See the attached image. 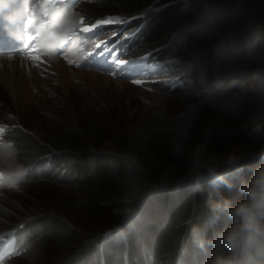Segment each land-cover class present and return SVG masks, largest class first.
Wrapping results in <instances>:
<instances>
[{"label": "trees", "instance_id": "trees-1", "mask_svg": "<svg viewBox=\"0 0 264 264\" xmlns=\"http://www.w3.org/2000/svg\"><path fill=\"white\" fill-rule=\"evenodd\" d=\"M102 3L108 11L142 19L134 55L162 49L161 61L171 62L194 90L213 87L219 72L233 71L249 79L258 67L244 57L229 60L226 49L242 45L254 27L264 29V0H244L242 14L223 17L211 26L200 20L206 5L231 7L236 0ZM176 114L152 111L148 121L134 128L98 116L73 121L45 115L38 119V128L27 124L10 128L9 138L30 165L28 182H56L71 194L64 210L48 205L32 213L17 230L22 253L8 264H203V254L191 244V223L202 226L206 201L228 198L235 203L241 193L238 185L216 192L206 183L198 192L189 188L177 192L178 178L189 168L188 155L203 134L211 137L208 152L217 156L233 147L259 150L264 139H249L240 130V123L253 114L248 103L236 114L205 106L188 132L183 156L178 157L173 146L183 144L192 114ZM251 175L246 169L244 177ZM130 182L144 189L148 223L143 231L115 243L103 234L117 222L113 209ZM228 223L222 217L215 228L219 231Z\"/></svg>", "mask_w": 264, "mask_h": 264}, {"label": "clouds", "instance_id": "clouds-1", "mask_svg": "<svg viewBox=\"0 0 264 264\" xmlns=\"http://www.w3.org/2000/svg\"><path fill=\"white\" fill-rule=\"evenodd\" d=\"M243 4L244 0H236L231 7L222 3L208 4L201 23L211 26L223 17L242 14ZM29 19L33 20L32 24L28 23ZM82 21L84 17L68 8L66 0L47 8L43 0H0V23L7 34L28 47L29 30H34L35 39L39 41L37 47L53 59L69 40L71 45L65 51V59L84 53L87 42H82L76 33ZM226 53L229 60L244 57L258 67L249 79H241L233 71H223L217 74L213 87L205 86L202 91L190 88L194 94L185 112L192 114V121L183 144L179 148L173 146V155L183 156L188 132L205 106L220 113L236 114L248 103L253 114L240 123V130L249 139H264V29L254 27L242 45H234L226 49ZM80 58L86 59V56ZM172 62H176L175 57ZM8 127L0 123V189L20 191L28 182L30 165L21 157L17 142L8 137ZM210 139L203 134L190 151L189 168L179 176L176 191L189 188L198 192L205 183L216 192L222 188L232 190L238 185L241 196L235 203L228 198L206 201L202 226L189 221L191 244L203 254V264H264V147L253 151H248L247 146L239 150L233 147L217 156L208 152ZM246 169L252 172L250 179L244 177ZM118 203L113 209L118 220L103 234L115 243L143 231L148 223L144 189L139 183L126 184ZM222 217L230 223L218 231L215 225Z\"/></svg>", "mask_w": 264, "mask_h": 264}, {"label": "rangeland", "instance_id": "rangeland-1", "mask_svg": "<svg viewBox=\"0 0 264 264\" xmlns=\"http://www.w3.org/2000/svg\"><path fill=\"white\" fill-rule=\"evenodd\" d=\"M74 1L73 10L84 17V25L81 27L110 17L122 21L103 25L99 42L109 43L114 49L121 48V59L128 63L116 64L108 71L79 67V57L85 56L87 48H95L98 44L96 38L88 41L81 39L82 42H87L84 53L69 58L75 60L76 64H70L69 59L60 56L67 61V65H63L59 75L48 69V65L41 66L46 67L45 70L38 69L43 78L51 75L50 84L43 87L42 93L32 89V86L31 89L26 88L22 82L16 84L22 90L19 95H11L12 84L6 91V96L0 93V123L8 125L10 131V128L16 126L24 128L26 124L38 128V119L44 115L64 116L73 121L79 117L98 116L110 122H125L130 128H134L148 121L152 111L174 117L177 116L176 113H184L194 92L175 71L171 62L161 61L158 55L162 49L134 55L133 50L141 32L136 28L142 19L132 20L113 10L108 11L102 5L103 0ZM128 21L131 22L124 25ZM143 61L146 63L143 64ZM47 63L44 61L43 65ZM127 67L135 73L130 74ZM62 72H65L62 77L67 80L64 84L58 81ZM134 79L142 80L143 83L134 84ZM70 194L68 189L56 182L41 180L25 183L20 191L0 189V235L21 229L23 223H28L29 217L38 208L49 205L64 210Z\"/></svg>", "mask_w": 264, "mask_h": 264}, {"label": "bare ground", "instance_id": "bare-ground-1", "mask_svg": "<svg viewBox=\"0 0 264 264\" xmlns=\"http://www.w3.org/2000/svg\"><path fill=\"white\" fill-rule=\"evenodd\" d=\"M15 43H18V41L15 40ZM26 52H27L26 49L25 50L19 49L17 54L12 55L10 57H3V55H1L0 53V93L1 95H5L6 91L9 90L10 84H12L11 85L12 88L10 90L12 92L11 95L16 94V93L17 95H19L20 93H22V90L16 87V84H18L19 82L24 83L25 84L24 86H26V88L28 89H31V86H32V89L36 90L39 93H42L43 87L45 86L48 87V85L50 84L51 75H45L46 76L45 78L41 77V75L43 74L39 70L46 69V67L41 68V66L48 65V69H50L56 75H59V73L61 72L60 70L63 67V65H67L66 63L67 61H65V59L59 56L64 52V50H58L57 55L54 59L51 57L41 56V60L39 62L29 59L25 55ZM44 61H47L48 63L46 65H43ZM63 73L65 72H62L61 77L58 79V81H60L62 84H64V82L67 81L65 78L62 77Z\"/></svg>", "mask_w": 264, "mask_h": 264}, {"label": "snow or ice", "instance_id": "snow-or-ice-1", "mask_svg": "<svg viewBox=\"0 0 264 264\" xmlns=\"http://www.w3.org/2000/svg\"><path fill=\"white\" fill-rule=\"evenodd\" d=\"M58 2H59V0H43V6L46 8L51 7V6H54L55 4H57ZM28 23L32 24L33 20L29 19ZM114 23L118 24V23H122V21L119 18H115V17H110V18H107L104 20H97L93 24L85 25L84 27L80 28V32L92 33L94 30L98 29L102 25H108V24H114ZM82 25H84V21H82ZM28 38L30 41L36 40L35 35H32V34H30ZM96 48L100 49L101 45L97 44ZM25 55L29 59L39 62L41 60V56L43 55V53H41V49L39 47H37V44H35L25 53ZM64 55H65V53H64ZM87 55L91 56V55H93V53L89 52ZM96 55L103 56L104 52L101 50V51L97 52ZM112 61H114L117 65H125L128 63L127 61L122 60V59H117L116 57H112ZM69 63L70 64H76L77 62L74 60H70ZM132 82L134 84H137V85H141L143 83V81L139 80V79H134Z\"/></svg>", "mask_w": 264, "mask_h": 264}]
</instances>
